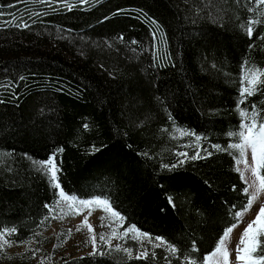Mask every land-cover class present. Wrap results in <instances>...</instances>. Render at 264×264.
Returning a JSON list of instances; mask_svg holds the SVG:
<instances>
[{"label":"trees","instance_id":"1","mask_svg":"<svg viewBox=\"0 0 264 264\" xmlns=\"http://www.w3.org/2000/svg\"><path fill=\"white\" fill-rule=\"evenodd\" d=\"M72 3L68 10L52 0H0V230L16 227L9 239L19 244L48 228L50 219L40 222L56 197L33 161L62 148L65 191L107 196L126 217L124 227L135 224L179 249L171 264H183L194 242L190 258L201 260L246 203L233 157L210 145L226 147L227 132L238 128L243 62L264 69V22L251 37L245 30L256 5ZM13 17L30 27L15 26ZM150 21L162 39L153 41ZM251 105L264 113V85L241 107ZM178 129L205 137L213 154L164 168L177 163V152L193 154ZM155 252L140 260L87 253L56 264H169L163 248Z\"/></svg>","mask_w":264,"mask_h":264},{"label":"snow or ice","instance_id":"2","mask_svg":"<svg viewBox=\"0 0 264 264\" xmlns=\"http://www.w3.org/2000/svg\"><path fill=\"white\" fill-rule=\"evenodd\" d=\"M52 2L60 3L68 10H71L73 7L72 0H52ZM89 2L90 0H76L78 4H86ZM249 2L255 4L256 7H249L248 11L250 13H257L255 19L250 18L247 21L245 30L247 35L251 37L254 26L264 22L261 19V17H264V11H258L261 6H264V0H249ZM0 16H3L2 10H0ZM150 22L156 24L152 32L153 41L155 42L157 38L162 39V37H158V33L162 31L160 25L155 21ZM11 23L17 27H30L28 22L22 17L19 19L13 17ZM242 27L244 26L242 25ZM133 43H136V41H133ZM240 85L236 102V112L240 117L238 128L227 132V136L231 142L226 147L219 144H212L210 147L215 151L228 152L233 157L234 170L239 173L240 179L243 181L244 186L240 190H242L246 197V203L239 206V210L232 212L234 222L224 229L222 235L215 243L213 250L204 254L201 260L191 259L192 254L198 252L194 242L192 252L184 255L183 264H264V204L259 207L255 218L247 223V226L241 233L235 248L234 261L230 260L232 253L228 247L234 229L243 221L245 214L251 210L261 193H264V113L256 105H251L250 110L248 107H241L246 104L249 96L260 91V87L264 85V69L251 65L249 61H244ZM169 119H172L171 114H169ZM173 123L175 124L174 121ZM84 127L87 128L88 125L85 124ZM178 130L182 137H189L191 139V143L185 145V147L192 149L193 154L189 156L187 152H177V163L170 166L164 165V168L175 169L182 167L189 159H206L213 154L203 146L205 137L198 135L195 131L186 129ZM92 150L94 152L99 151L95 147ZM62 153L63 149L59 148L52 151L47 159L33 161L47 175L56 197L50 204H45V208L48 209V215L40 223L44 224L49 219H63L66 215H80L87 209L88 215L84 216L82 223L77 225L76 230L79 231L81 228L87 227L90 233V243L93 245V252L90 255L106 254L101 249H111V241L113 239H130L139 245L135 256H133V249L130 247H121V245L117 244L114 250L118 252L122 251L128 259L140 260L148 259L149 255L155 258V249L163 248L168 253L165 259L171 264V258L179 255V249L163 237L151 236L149 233L139 230L135 224H130L121 231V228L126 222V217L120 211L116 210L118 206L114 207L113 202L107 196L101 194L99 196L92 195L91 198H80L76 194H70L65 191L61 183L62 159L58 162V158L61 157ZM169 201L171 203L170 197ZM237 207V205H232V209H237ZM96 209H100L105 213V215L100 217L101 226L111 228L109 234H99V247L97 246V236L94 229L88 223V217ZM106 219L108 220L107 225L104 224ZM16 233V227H4L0 230V251L12 246L9 238ZM68 234L71 235V230H69ZM145 240H147L148 245L151 247V252H149L147 247H144L143 242ZM36 251L38 249L34 250L32 254L35 255ZM41 264H44L43 260H41Z\"/></svg>","mask_w":264,"mask_h":264},{"label":"rangeland","instance_id":"3","mask_svg":"<svg viewBox=\"0 0 264 264\" xmlns=\"http://www.w3.org/2000/svg\"><path fill=\"white\" fill-rule=\"evenodd\" d=\"M262 10L264 11V8ZM41 49L45 50L47 48L42 47ZM178 133H180V131H178ZM262 204H264V193H261L258 200L253 204L251 210L245 214L243 221L234 229L228 245L229 250L232 253L230 256L231 261L235 260V248L241 233L247 226V223L255 218V214L258 212V209ZM86 215H88L87 209L80 215H66L63 219H50L48 228L39 231L36 238L32 241L19 244L11 241V247H6L0 251V264H37L41 260L46 261L49 264H56L64 259L92 253L93 245L90 243V233L87 227H83L79 231L76 230L77 225L82 223L84 216ZM103 215H105L103 211L96 209L92 212V215L88 217V223L92 225L97 236L98 247L99 234H109L111 231L110 227L101 226L100 217ZM104 224H108L107 219L104 221ZM123 228L126 227L123 226L121 231H123ZM69 230H71V235L68 234ZM36 242H38V245L35 247ZM117 244L121 245V247L132 248L133 256L137 254L139 249V245L130 239H113L111 241V249L102 248L101 250L104 252L115 251L114 249ZM143 245L148 248L149 252L151 251V247L148 245L147 240L143 242ZM27 247L34 248L27 252ZM37 249L38 251H36V254L33 255V251ZM120 252L124 254L122 251Z\"/></svg>","mask_w":264,"mask_h":264}]
</instances>
